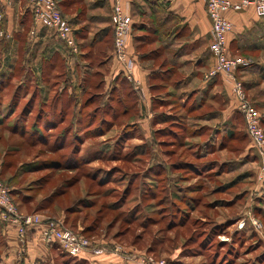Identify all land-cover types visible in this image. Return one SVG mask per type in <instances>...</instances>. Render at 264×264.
I'll list each match as a JSON object with an SVG mask.
<instances>
[{
  "label": "rangeland",
  "instance_id": "obj_1",
  "mask_svg": "<svg viewBox=\"0 0 264 264\" xmlns=\"http://www.w3.org/2000/svg\"><path fill=\"white\" fill-rule=\"evenodd\" d=\"M95 32L89 27L80 39L88 42ZM239 38L241 51L230 47V53L250 61L236 71L243 85V71L264 72V29L258 25ZM109 41L101 46L103 53L84 61L88 66L69 84L49 67V55L37 64L36 58L15 59L14 52L0 58V184L5 195L20 215L51 216L105 248L100 256L83 255L94 263L108 264L121 246L124 255H150L168 264H264V144H254L248 134L247 140L231 86L220 87L216 103L198 112L190 109L191 99L181 98L187 96L184 91L175 90V98L163 105L176 102L181 110L160 108L156 100L153 113L157 119L161 113L180 119L152 121L134 99L133 86L100 83L98 65ZM85 70L90 71L84 75ZM260 75L251 77L250 91L243 87L264 120ZM179 77L158 91L174 92ZM82 80L84 86H78ZM223 95L237 108H230L227 132L216 127L215 134L202 116L215 110L218 117L227 107ZM220 121L216 118L214 125ZM209 136H215L216 145L205 144ZM62 251L56 264H91Z\"/></svg>",
  "mask_w": 264,
  "mask_h": 264
},
{
  "label": "crops",
  "instance_id": "obj_2",
  "mask_svg": "<svg viewBox=\"0 0 264 264\" xmlns=\"http://www.w3.org/2000/svg\"><path fill=\"white\" fill-rule=\"evenodd\" d=\"M115 2L116 0H57L60 12L74 28L79 48V52L74 53L58 39L55 32L42 26L36 27L31 0H0V57L8 58L14 52L15 59L20 55L24 59L36 58L34 62L37 64L40 62L39 59H45L49 55L48 62L53 60L50 68L58 72V67L63 66L65 78L67 75L71 78V83H74L77 71L79 72L83 65L88 66L84 61L93 54L103 53L101 46L107 44L111 35L110 46L98 65V70L105 76L104 85L106 86L105 82H107V86L112 83V86H133L134 91L139 90V93L137 92L139 102L147 108L148 116L152 121L153 118L160 123H165L168 118L180 119L177 115L162 113L159 114L162 118L157 119L153 113V110L157 109L156 100L160 102L158 104L160 108H163L166 106L163 102L169 101V97L175 98V90L184 91L183 95L187 94L186 97L181 98L191 99L190 109L195 108L196 112L209 106V103H216L219 88L226 90L228 85L222 75L208 77V73L214 68L215 60L210 51L211 22L204 1L122 0L129 4L133 22L128 48L131 58L135 60L132 80L126 78L123 66L114 59L111 13ZM227 17L234 25L228 38L229 47L239 48V51H241L239 35L243 31L258 25L264 29V19H259L253 8L239 13L230 12ZM89 27L95 28L96 32L87 42L85 39H80V36ZM8 43L13 44L14 51L8 49ZM40 46H43V49H40ZM34 62L32 61V64ZM61 62L64 65H61ZM248 70L243 71L240 76L244 79L243 86L250 91L253 87L251 77L260 75V72L253 74ZM89 71L85 70L83 74L86 75ZM178 76L180 77L174 84L178 87H175L174 92L158 91L159 87L168 86L166 83ZM260 76L264 84V72ZM83 84L82 80L78 86H84ZM223 97L227 107L220 110L218 117L215 110L202 116L204 122L214 126L211 130L215 134L216 127L219 132H227L226 129L231 127L229 121H231L232 109L230 108L232 106L237 108L235 101L227 96L223 95ZM167 108L171 109L170 111L181 110L178 109L176 102ZM216 118H220L223 122L214 125ZM199 133L197 132L193 137L200 138ZM211 137L205 141V144L214 146L216 144ZM44 228L43 224L28 227L27 237L23 242L19 237L18 224L4 220L0 209V264H56L57 253L62 249L56 243L49 244L43 239ZM113 256L115 258L109 255L108 264L131 263L126 262L122 255L113 254ZM91 264L98 263L91 262Z\"/></svg>",
  "mask_w": 264,
  "mask_h": 264
},
{
  "label": "built area",
  "instance_id": "obj_3",
  "mask_svg": "<svg viewBox=\"0 0 264 264\" xmlns=\"http://www.w3.org/2000/svg\"><path fill=\"white\" fill-rule=\"evenodd\" d=\"M203 1L211 22L210 51L215 60V66L208 73V77L222 75L225 83L229 87L231 86V90L236 96L238 109L245 118L248 136L254 144L262 145L264 144V130L261 126V115L249 104L244 87L236 76V71L250 65V61L244 58H234L230 53L228 38L234 25L227 14L253 8L256 15L264 18V0ZM31 8L36 27L42 26L52 30L66 47L72 49L74 53L79 52L74 28L60 12L57 0H31ZM111 22L114 32V58L118 64L123 66L126 77L132 80L134 60L131 58L128 48L133 22L127 2L116 0L112 7ZM5 193H7L6 189L0 184L1 215L4 220L18 224L21 241H25L28 227L43 224L45 226L42 231L43 239L49 244L56 243L69 256L83 257L86 253L100 256L107 253L105 248L95 247L90 239L64 228L55 220H44L38 215H20L13 204L14 202ZM243 226L241 223L240 227ZM114 253L125 257L126 262H131L129 264L132 262L134 264H168L165 260H159L150 255H124L125 251L121 246H116Z\"/></svg>",
  "mask_w": 264,
  "mask_h": 264
},
{
  "label": "trees",
  "instance_id": "obj_4",
  "mask_svg": "<svg viewBox=\"0 0 264 264\" xmlns=\"http://www.w3.org/2000/svg\"><path fill=\"white\" fill-rule=\"evenodd\" d=\"M114 33V32H113ZM113 40H114V37H113ZM1 58V57H0ZM47 62H48V60H47ZM51 62H53V60H51V61H49L48 63V65H49V67H51ZM63 62V61H62ZM61 62V65L63 64L64 65V63H62ZM60 67V66H59ZM58 67V68H59ZM62 70H61V73H59V72H57V76H59V77H63L64 79H65V82L67 83V84H69L68 82L70 81L71 82V79H70V77H67V75H66V78H65V75H64V68H63V66L62 67H60ZM98 75H100L101 76V80H100V83H102V85H104V80H102V79H104V76L103 75H101L100 73H98ZM127 78V77H126ZM106 83V82H105ZM76 84V83H75ZM74 86H77V84L76 85H74ZM133 92H136V91H134L133 90ZM136 94H138L137 92H136ZM136 94H134L135 96H134V99H139V96H137ZM137 101H139V100H137ZM241 118H243L242 116H241ZM262 119V118H261ZM262 124H264V120L262 119L261 120V125ZM246 138H247V140H248V136H247V133H246ZM77 170H80V167H77L76 168ZM95 181V180H94ZM53 197H51V199H52ZM50 219V218H49ZM61 249V248H60ZM63 252V254H66V253H64V251H62ZM67 256H69L68 254H66ZM69 257H71V258H77V257H72V256H69ZM79 259L80 258H82L81 260L82 261H86V262H91V260H89L88 258H85V257H78ZM88 260V261H87Z\"/></svg>",
  "mask_w": 264,
  "mask_h": 264
}]
</instances>
